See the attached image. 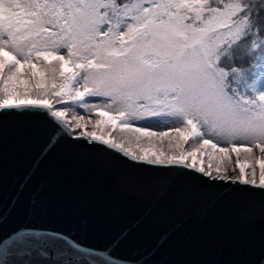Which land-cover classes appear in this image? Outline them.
Masks as SVG:
<instances>
[{
  "label": "snow or ice",
  "instance_id": "snow-or-ice-1",
  "mask_svg": "<svg viewBox=\"0 0 264 264\" xmlns=\"http://www.w3.org/2000/svg\"><path fill=\"white\" fill-rule=\"evenodd\" d=\"M8 117L123 164V189L199 174L264 197V0H0ZM114 251L34 225L0 236V264H127Z\"/></svg>",
  "mask_w": 264,
  "mask_h": 264
},
{
  "label": "water",
  "instance_id": "water-1",
  "mask_svg": "<svg viewBox=\"0 0 264 264\" xmlns=\"http://www.w3.org/2000/svg\"><path fill=\"white\" fill-rule=\"evenodd\" d=\"M51 135L33 117L0 123V236L34 225L127 264H264L258 190L225 192L199 174L162 185L152 172L123 189V164Z\"/></svg>",
  "mask_w": 264,
  "mask_h": 264
},
{
  "label": "rangeland",
  "instance_id": "rangeland-1",
  "mask_svg": "<svg viewBox=\"0 0 264 264\" xmlns=\"http://www.w3.org/2000/svg\"><path fill=\"white\" fill-rule=\"evenodd\" d=\"M153 130H159V129H153ZM166 141H165V145H166ZM191 143V142H190ZM187 147V146H186ZM254 152H256V154L258 155V150H254ZM241 159H243V156H241ZM235 163H236V161H235V156L233 155V159H232V161H231V164L228 166L229 167V171H228V174H232V172H231V169H232V167H234L235 166ZM257 171H258V166H257Z\"/></svg>",
  "mask_w": 264,
  "mask_h": 264
},
{
  "label": "bare ground",
  "instance_id": "bare-ground-1",
  "mask_svg": "<svg viewBox=\"0 0 264 264\" xmlns=\"http://www.w3.org/2000/svg\"><path fill=\"white\" fill-rule=\"evenodd\" d=\"M230 175V174H229Z\"/></svg>",
  "mask_w": 264,
  "mask_h": 264
},
{
  "label": "trees",
  "instance_id": "trees-1",
  "mask_svg": "<svg viewBox=\"0 0 264 264\" xmlns=\"http://www.w3.org/2000/svg\"><path fill=\"white\" fill-rule=\"evenodd\" d=\"M191 142V141H190Z\"/></svg>",
  "mask_w": 264,
  "mask_h": 264
}]
</instances>
